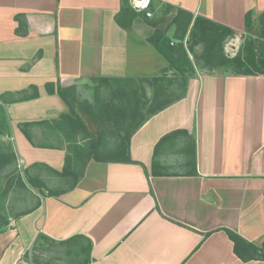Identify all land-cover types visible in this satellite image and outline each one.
Masks as SVG:
<instances>
[{
    "label": "crops",
    "instance_id": "obj_1",
    "mask_svg": "<svg viewBox=\"0 0 264 264\" xmlns=\"http://www.w3.org/2000/svg\"><path fill=\"white\" fill-rule=\"evenodd\" d=\"M152 2L153 18L134 12L123 27L121 0H0V139L17 159L0 169V264H264L241 260L224 231L264 242V75L197 70L133 133L130 162L82 157L62 174L69 107L58 87L87 99L93 78L159 75L167 61L143 70L150 38L174 39L178 8L237 33L246 12L255 23L264 12V0ZM73 236L91 250L60 260L50 241Z\"/></svg>",
    "mask_w": 264,
    "mask_h": 264
},
{
    "label": "trees",
    "instance_id": "obj_2",
    "mask_svg": "<svg viewBox=\"0 0 264 264\" xmlns=\"http://www.w3.org/2000/svg\"><path fill=\"white\" fill-rule=\"evenodd\" d=\"M166 6L165 13L171 8L170 5ZM151 10L154 11L153 2ZM134 12L128 0H121L117 22L129 27ZM151 23L156 24L155 21ZM170 23L175 28L173 40L159 29L150 38L167 61L159 75L151 78H93L92 101L80 98L73 87L57 88V93L69 107V113L61 115L59 120L62 124H69L70 141L69 155L65 158L62 174L71 173L72 166L79 163L82 157L103 162H130L129 145L133 133L149 117L180 99L187 77L197 70L206 73L223 70L233 75H264V12L259 14L256 23L252 13L246 12L243 41L233 56H229L224 49L226 40L237 34L233 28L204 16L194 17L191 12L181 8L175 10ZM48 90L53 92V89ZM87 120L92 122L93 127ZM108 133L113 136L110 142L106 139ZM15 159L13 153L2 152L0 169ZM192 166L195 171V161ZM48 193L53 192L48 190ZM224 231L233 242L234 253L241 260H264V242L258 246L229 228H224ZM78 237L50 241L60 260L63 255L69 261L80 256L82 251L84 255L86 251L89 253L91 241H88V245L81 244ZM45 239L39 233L35 245ZM89 260L88 257L84 264Z\"/></svg>",
    "mask_w": 264,
    "mask_h": 264
},
{
    "label": "rangeland",
    "instance_id": "obj_3",
    "mask_svg": "<svg viewBox=\"0 0 264 264\" xmlns=\"http://www.w3.org/2000/svg\"><path fill=\"white\" fill-rule=\"evenodd\" d=\"M243 37H244L243 32H240V33H237L236 35H234L232 37V39L229 38V39L226 40L225 45H224V49H225V52L229 56H233L232 53L235 52V51H238V49L240 48V45L242 44ZM149 52H150V54H152V57H151V60H148L147 65L145 66V68L143 67V70L145 71L146 75L152 76V75H154V74L159 72V70H158L159 67H161L163 64H165L166 60L163 57V55L155 47H151ZM149 63H150V65H149ZM82 95L86 96L87 100L92 101L93 97H94V89L93 88L92 89L89 88L88 92L86 91V93L84 91H82ZM84 118L87 119L86 116H84ZM87 122H88V124L90 126L93 127V124H92L91 121L87 120ZM106 139H107V142H110L111 140H113V136L108 133V134H106ZM4 144H5V142L1 141V139H0V154L2 152H6L7 148L4 147ZM16 161H17V159H16ZM12 163H15V162H11V164L9 166L10 168L12 166ZM15 170L21 176H25L24 173H25L26 170L24 169V167L19 162H16V169ZM25 193L27 194V199L25 200V205H28L30 202L34 201V198L32 199V197H30L31 195H30V192L28 190H25Z\"/></svg>",
    "mask_w": 264,
    "mask_h": 264
},
{
    "label": "built area",
    "instance_id": "obj_4",
    "mask_svg": "<svg viewBox=\"0 0 264 264\" xmlns=\"http://www.w3.org/2000/svg\"><path fill=\"white\" fill-rule=\"evenodd\" d=\"M151 3L152 0H128V4L131 9H133L135 12L144 13L147 17L153 16V11L151 10ZM234 54L235 52L232 53V55Z\"/></svg>",
    "mask_w": 264,
    "mask_h": 264
}]
</instances>
